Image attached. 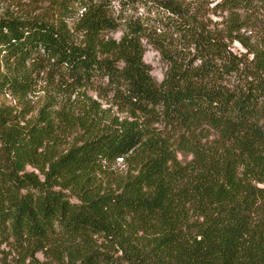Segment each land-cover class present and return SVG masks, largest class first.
I'll list each match as a JSON object with an SVG mask.
<instances>
[{
    "label": "trees",
    "instance_id": "16d2710c",
    "mask_svg": "<svg viewBox=\"0 0 264 264\" xmlns=\"http://www.w3.org/2000/svg\"><path fill=\"white\" fill-rule=\"evenodd\" d=\"M2 1L0 245L17 264H264V0H217L214 22L204 0ZM44 73L125 115L28 117Z\"/></svg>",
    "mask_w": 264,
    "mask_h": 264
},
{
    "label": "rangeland",
    "instance_id": "374dc122",
    "mask_svg": "<svg viewBox=\"0 0 264 264\" xmlns=\"http://www.w3.org/2000/svg\"><path fill=\"white\" fill-rule=\"evenodd\" d=\"M33 0H4L1 4V8H8L10 12L21 13L25 11V6L32 4ZM124 1V0H123ZM121 0H114L113 4L116 8H120ZM189 1V0H188ZM192 1V0H190ZM217 0H204V10L206 14V18L208 21H220L222 20L221 15L215 14L213 7ZM139 12H144L143 7H139ZM246 35H250L249 30H243ZM121 31H118L112 36L115 38H119L121 36ZM232 48L237 50H242L239 43L235 42L232 45ZM144 61L149 64L152 68V75L154 78L160 82L164 77V73L166 71L165 63L161 60L159 53L154 50L151 46L147 45L146 52L144 55ZM113 93H105V91L101 88L95 89H77L74 92H62L53 88L51 80L44 73L41 74V77L38 78L37 83L33 90L27 94L26 99L24 101L28 104L29 113L28 117L36 115L39 109L44 105H51V108L59 109L62 106L65 109H69L72 112L73 116H81L84 115L85 112L93 113L95 110H106L109 115L122 117L125 114L118 111V107H116L111 98ZM18 95L8 94L6 96V101L9 104L17 106L19 109L21 108L22 99L17 97ZM53 105V106H52ZM78 133L76 134H67L64 138L65 145H70L78 138ZM113 169L117 171H122L125 169L122 159H117V161L112 164ZM21 258V253L15 246L11 244H1L0 245V260L5 261L8 264H17ZM39 261H45L46 258L43 256L41 252L35 255ZM31 258L29 257L26 260V263L29 262ZM52 264H56L52 262Z\"/></svg>",
    "mask_w": 264,
    "mask_h": 264
}]
</instances>
